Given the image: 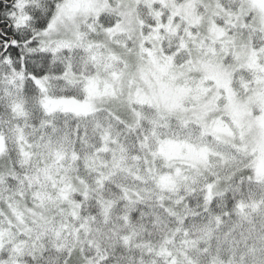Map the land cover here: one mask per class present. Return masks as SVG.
<instances>
[{
	"label": "snow or ice",
	"instance_id": "1",
	"mask_svg": "<svg viewBox=\"0 0 264 264\" xmlns=\"http://www.w3.org/2000/svg\"><path fill=\"white\" fill-rule=\"evenodd\" d=\"M0 264H264V0H0Z\"/></svg>",
	"mask_w": 264,
	"mask_h": 264
}]
</instances>
